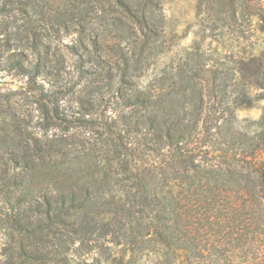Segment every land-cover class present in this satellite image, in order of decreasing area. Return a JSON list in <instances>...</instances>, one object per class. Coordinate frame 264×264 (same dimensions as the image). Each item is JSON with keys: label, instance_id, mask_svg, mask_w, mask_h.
Returning <instances> with one entry per match:
<instances>
[{"label": "trees", "instance_id": "trees-1", "mask_svg": "<svg viewBox=\"0 0 264 264\" xmlns=\"http://www.w3.org/2000/svg\"><path fill=\"white\" fill-rule=\"evenodd\" d=\"M199 10L212 30L256 18L264 33L261 0ZM0 30V71L40 93L45 132L0 95L1 264H103L90 257L106 249L115 264H264V133L236 118L264 88L261 56L197 50L144 84L160 0H0Z\"/></svg>", "mask_w": 264, "mask_h": 264}, {"label": "rangeland", "instance_id": "rangeland-1", "mask_svg": "<svg viewBox=\"0 0 264 264\" xmlns=\"http://www.w3.org/2000/svg\"><path fill=\"white\" fill-rule=\"evenodd\" d=\"M264 3V0H261ZM163 14L165 17V46L161 55L156 59L151 68L143 75L142 82L144 84L152 80L162 70L172 65H176L178 59L187 53L197 50L209 51L211 54L221 57V61L229 63L230 60H238L240 58H248L250 56H261L264 63V33L260 30L259 20L253 19L251 22L239 20L233 28H217L212 30L211 20L207 13L200 12V0H160ZM206 5V2H204ZM203 5V9L204 6ZM1 31V30H0ZM70 38L62 44L64 51L65 46L69 43ZM68 70H71L69 65ZM28 78L15 73V71H0V95L10 94L13 100H22L26 104L28 114L31 112L30 119L31 128L34 125L39 126L38 134L43 136L45 132L41 120V112L35 99L40 97L37 90L33 93L29 91ZM45 85L46 90L49 89V81H41ZM250 98L252 106L241 108L236 111L237 127L247 135L253 136L264 133V88L251 89ZM63 106L68 110L72 107L77 112L79 107L68 102V99L62 101ZM79 109V110H78ZM75 111V112H76ZM74 120L81 118V114L76 117H69ZM28 119V120H29ZM60 129L50 127L49 135L59 133ZM82 129L73 128L69 134L75 133L76 136L82 134ZM2 241L0 240V264L2 262ZM117 254L115 251L104 250L90 259H100L103 264H115L114 260ZM154 258H148L141 264H153Z\"/></svg>", "mask_w": 264, "mask_h": 264}]
</instances>
